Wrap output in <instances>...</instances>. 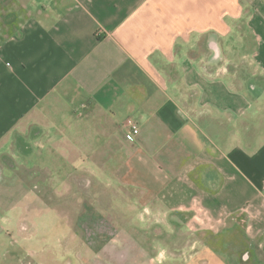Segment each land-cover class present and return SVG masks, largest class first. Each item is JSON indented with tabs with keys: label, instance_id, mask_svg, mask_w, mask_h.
I'll list each match as a JSON object with an SVG mask.
<instances>
[{
	"label": "crops",
	"instance_id": "0c3cea01",
	"mask_svg": "<svg viewBox=\"0 0 264 264\" xmlns=\"http://www.w3.org/2000/svg\"><path fill=\"white\" fill-rule=\"evenodd\" d=\"M193 111L251 127L220 146ZM15 165L129 193L81 264H264V0H0V180Z\"/></svg>",
	"mask_w": 264,
	"mask_h": 264
},
{
	"label": "rangeland",
	"instance_id": "374dc122",
	"mask_svg": "<svg viewBox=\"0 0 264 264\" xmlns=\"http://www.w3.org/2000/svg\"><path fill=\"white\" fill-rule=\"evenodd\" d=\"M228 67L238 71V86L252 78L245 60L238 58ZM195 118L204 132L218 135L215 139L220 146L229 131L240 138L237 132L251 127L245 116L238 119L234 130L225 124L210 128L203 124L205 119ZM28 166V170L19 165L6 169L0 180V264H81L92 260L86 246L90 245L89 231L129 224V207L118 200L129 198L125 190L77 171L58 192L52 189L47 169Z\"/></svg>",
	"mask_w": 264,
	"mask_h": 264
},
{
	"label": "built area",
	"instance_id": "2783aa9c",
	"mask_svg": "<svg viewBox=\"0 0 264 264\" xmlns=\"http://www.w3.org/2000/svg\"><path fill=\"white\" fill-rule=\"evenodd\" d=\"M139 132V128L137 125L133 124L129 130L126 131L125 137L129 141H135V136Z\"/></svg>",
	"mask_w": 264,
	"mask_h": 264
}]
</instances>
